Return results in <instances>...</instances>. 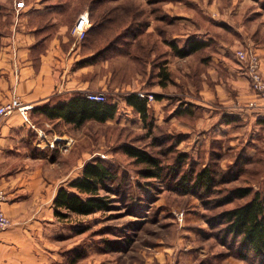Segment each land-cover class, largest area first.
<instances>
[{
  "label": "rangeland",
  "instance_id": "rangeland-1",
  "mask_svg": "<svg viewBox=\"0 0 264 264\" xmlns=\"http://www.w3.org/2000/svg\"><path fill=\"white\" fill-rule=\"evenodd\" d=\"M4 1L20 12L16 0ZM62 1L55 23L72 26L79 49L74 92L88 98L104 93L118 112L106 122L90 120L82 126L50 122L39 129L38 146L56 162L57 181V173L64 172L62 186L81 176L94 159L112 167L118 180L111 184L110 210L74 213L64 220L55 216L47 264H264V258L239 257L225 238L220 216L251 198L224 203L236 187L264 190V152L251 156L234 149L231 139L213 137L217 127L208 116L209 102L218 108L234 96L231 83L238 77L249 80L247 104L255 99L236 51L245 47L259 53L263 71L264 0ZM85 11L91 27L81 38L73 29ZM193 41L207 45L179 55L176 48L188 50ZM162 70L170 72V79ZM132 92L160 95L148 101V122L127 103ZM185 107L193 112L184 113ZM125 144L158 156L163 176L143 177L142 164L126 154ZM206 165L217 173L214 193L178 188L184 174L189 178ZM236 173L240 177L234 180Z\"/></svg>",
  "mask_w": 264,
  "mask_h": 264
},
{
  "label": "crops",
  "instance_id": "crops-1",
  "mask_svg": "<svg viewBox=\"0 0 264 264\" xmlns=\"http://www.w3.org/2000/svg\"><path fill=\"white\" fill-rule=\"evenodd\" d=\"M62 2L25 0L19 13L12 11L9 1L0 2V105L18 98L34 106L30 121L18 110L0 119V183L7 193L4 209L13 221L0 231V264L48 263V234L55 218L52 204L65 179L60 170L56 180V162L51 161L48 149L38 146V131L63 120L50 119L37 108L69 99L77 90L74 82L78 84L74 57L79 49L72 26L55 23ZM46 19L54 25L40 32V23ZM41 40L45 47L40 50ZM245 78L246 82L241 77L232 80L236 98L228 96L220 106L223 111L209 102L207 112L217 127L214 134L218 136L213 137L229 138L234 149L252 156L264 152V109L248 106L251 92Z\"/></svg>",
  "mask_w": 264,
  "mask_h": 264
},
{
  "label": "trees",
  "instance_id": "trees-1",
  "mask_svg": "<svg viewBox=\"0 0 264 264\" xmlns=\"http://www.w3.org/2000/svg\"><path fill=\"white\" fill-rule=\"evenodd\" d=\"M0 3V7H1ZM47 20V19H46ZM51 21L43 20L40 23V32L52 28ZM39 48L44 49V40L38 42ZM207 45L206 42L193 41L188 50L176 48L179 55L193 53ZM176 47V46H174ZM84 60L81 64H86ZM162 76L170 79V72L162 70ZM160 98L159 94L154 95ZM127 103L138 112L145 122L150 119L149 102L137 92L126 96ZM50 119H61L66 123L82 126L90 120L106 122L115 118L118 105L110 100H91L84 92H74L69 99L60 102L49 101L37 108ZM184 113H191L189 107L183 108ZM124 150L129 157L142 164L141 175L147 178H160L163 176L164 165L160 158L148 150L125 144ZM184 160L187 155H183ZM243 157L239 159L242 160ZM240 160H238L240 162ZM240 175L235 174L234 180ZM118 180L117 173L112 167L100 160L88 161L81 176L69 181L66 186H61L57 192L54 203V214L60 220L70 217V214L89 215L98 211H108L112 207L113 192L111 184ZM217 185V173L209 165L200 168L188 178L187 174L181 178L179 189L184 191H201L206 195L214 193ZM251 198L234 207L225 209L220 213L223 233L226 240L230 239L231 245L236 249L239 257L245 260L251 258H264V190L254 189L252 186H238L224 198V203H229L237 198Z\"/></svg>",
  "mask_w": 264,
  "mask_h": 264
},
{
  "label": "built area",
  "instance_id": "built-area-1",
  "mask_svg": "<svg viewBox=\"0 0 264 264\" xmlns=\"http://www.w3.org/2000/svg\"><path fill=\"white\" fill-rule=\"evenodd\" d=\"M20 7L24 6L25 0H16ZM91 27V19L88 11L83 12L73 29L75 34L81 38H84L87 31ZM237 58L242 62L247 69L248 74L252 80V87L255 92V99H251L248 106L251 108H263L264 109V73L262 71V59L259 53L248 48H239L236 51ZM142 98H147L148 101L154 99L153 94H146L139 92ZM89 98L92 100L103 101L106 96L104 93H89ZM34 108L31 104H24L18 98H13L0 105V119L18 110L23 117L30 121L29 113ZM7 201V193L5 188L0 184V231L9 228L12 225V218L6 213L4 204ZM183 217V214L180 218Z\"/></svg>",
  "mask_w": 264,
  "mask_h": 264
}]
</instances>
